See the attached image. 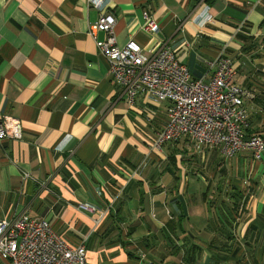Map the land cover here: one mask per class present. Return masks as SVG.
<instances>
[{
  "label": "crops",
  "instance_id": "0c3cea01",
  "mask_svg": "<svg viewBox=\"0 0 264 264\" xmlns=\"http://www.w3.org/2000/svg\"><path fill=\"white\" fill-rule=\"evenodd\" d=\"M102 4L0 0V117L23 128L0 143V222L42 219L69 246L84 241L89 264H264V156L188 138L152 150L168 103L128 104L96 48L104 34H87L111 14L119 46L171 47L204 83L223 52L252 94L249 138L264 134V0ZM146 12L155 34L142 29Z\"/></svg>",
  "mask_w": 264,
  "mask_h": 264
},
{
  "label": "built area",
  "instance_id": "2783aa9c",
  "mask_svg": "<svg viewBox=\"0 0 264 264\" xmlns=\"http://www.w3.org/2000/svg\"><path fill=\"white\" fill-rule=\"evenodd\" d=\"M103 0H87L88 7L102 10ZM206 6L198 15L205 25L211 23ZM143 31L155 34L159 28L146 13ZM115 18L100 12L97 22L88 29V36L104 39L95 45L109 66L112 81L122 89L128 104L138 95L156 102H167V125L159 131L151 145L161 151L163 146L181 138L196 146L218 149L225 157L242 150L249 151L254 161L264 156V134L246 137L249 113L245 100L251 92L235 82L232 59L223 52L216 58L214 72L208 83L192 79L188 69L176 57L171 47H159L147 55L133 40L119 46L114 35ZM211 64V65H212ZM23 128L18 119L0 117V143L19 141ZM138 166L134 173H140ZM26 178L27 175H24ZM0 264H89L85 242L71 247L59 237L52 226L38 218L20 216L13 221L0 222Z\"/></svg>",
  "mask_w": 264,
  "mask_h": 264
},
{
  "label": "trees",
  "instance_id": "16d2710c",
  "mask_svg": "<svg viewBox=\"0 0 264 264\" xmlns=\"http://www.w3.org/2000/svg\"><path fill=\"white\" fill-rule=\"evenodd\" d=\"M195 1H204V2L206 3V5H207V4L210 3L211 0H195ZM235 203H236V202H235ZM245 203H246V201H243V202H242V204H244V205H245ZM227 235H228V234H227Z\"/></svg>",
  "mask_w": 264,
  "mask_h": 264
}]
</instances>
